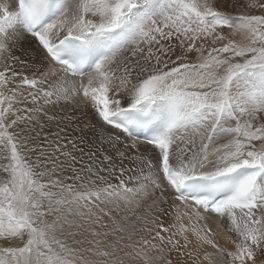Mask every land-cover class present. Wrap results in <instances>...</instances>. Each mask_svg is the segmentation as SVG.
<instances>
[{
  "label": "snow or ice",
  "instance_id": "obj_1",
  "mask_svg": "<svg viewBox=\"0 0 264 264\" xmlns=\"http://www.w3.org/2000/svg\"><path fill=\"white\" fill-rule=\"evenodd\" d=\"M0 264H264V0H0Z\"/></svg>",
  "mask_w": 264,
  "mask_h": 264
},
{
  "label": "bare ground",
  "instance_id": "obj_2",
  "mask_svg": "<svg viewBox=\"0 0 264 264\" xmlns=\"http://www.w3.org/2000/svg\"><path fill=\"white\" fill-rule=\"evenodd\" d=\"M213 227H216V225L214 224ZM217 231H221V229H217ZM220 242H221V243H224V239H223V234H222V232H221Z\"/></svg>",
  "mask_w": 264,
  "mask_h": 264
},
{
  "label": "rangeland",
  "instance_id": "obj_3",
  "mask_svg": "<svg viewBox=\"0 0 264 264\" xmlns=\"http://www.w3.org/2000/svg\"><path fill=\"white\" fill-rule=\"evenodd\" d=\"M253 14H260L259 12H254ZM234 15H236V13H234ZM227 31V30H226Z\"/></svg>",
  "mask_w": 264,
  "mask_h": 264
}]
</instances>
